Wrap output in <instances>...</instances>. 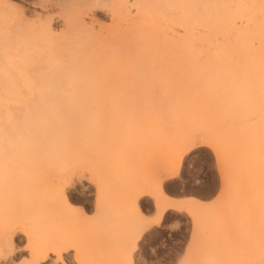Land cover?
Segmentation results:
<instances>
[{
  "label": "rangeland",
  "instance_id": "1",
  "mask_svg": "<svg viewBox=\"0 0 264 264\" xmlns=\"http://www.w3.org/2000/svg\"><path fill=\"white\" fill-rule=\"evenodd\" d=\"M94 1L0 0V28L2 31L9 27L31 36L38 32L41 40L45 38L43 42L64 45L63 40L66 42L71 33L65 19L74 15L82 3L87 4L83 14L87 26L91 24L96 30L100 25L109 26L110 0H97L98 4ZM133 9L131 6V14ZM133 62L145 68L137 67L127 75L111 78L119 81L115 88L122 90L119 95L124 101L107 99L103 105L81 108L85 118L72 127L76 138L61 141L59 146L50 139L23 138V229L19 223L0 221V242L6 234L4 247L9 253L6 260L0 254V264L32 259L40 264H119L125 237L138 231L136 219L131 218L123 200L133 187L146 185L160 199L162 195L194 198L205 205L220 196L224 188L222 203L229 211L227 219L218 223L215 213L206 207L189 212L165 210L161 226L148 227L139 236L132 252L135 264H179L194 227L198 233V256L215 254L209 241L223 244L227 239L228 258L241 264L260 260L264 246V90L258 82L257 69L222 66L252 61ZM157 64L161 66L157 68ZM168 64L179 67L168 72ZM163 83L196 86L174 101L173 107H154L147 100L151 95L165 98L159 90ZM174 109L181 110L180 115ZM198 139L208 140L219 149V162L217 153L207 144L189 147ZM193 152L204 157V167L190 175L183 159ZM54 171L68 175L67 204L51 193L49 179ZM166 173L169 177L163 179ZM2 186L0 215L8 195L7 187ZM140 205L144 216L155 215L154 199L145 196ZM224 228L229 230L227 237ZM153 232L154 236L144 239ZM45 242L54 243L56 248L47 249L42 255L36 253L35 249ZM75 244L80 245L79 254Z\"/></svg>",
  "mask_w": 264,
  "mask_h": 264
},
{
  "label": "bare ground",
  "instance_id": "2",
  "mask_svg": "<svg viewBox=\"0 0 264 264\" xmlns=\"http://www.w3.org/2000/svg\"><path fill=\"white\" fill-rule=\"evenodd\" d=\"M82 4L80 9L72 11L74 15L65 19L71 33L66 42L63 40L64 45L43 42L45 38L41 40L38 32L31 36L9 27L2 31L0 28V171L7 165L12 172L0 221L19 223L22 229L23 138L50 139L57 146L74 138L73 123L85 118L81 108L103 105L107 99L124 101L119 95L122 90L115 88L119 81L111 78L127 75L137 67L145 68L133 61L251 60V63H222V66L257 69L256 76L264 90V0H110L111 22L106 27L100 25L98 30L83 20L87 4ZM177 67L178 64H168L167 71ZM21 86L25 88L24 95L19 94ZM195 86L163 83L159 90L165 98L160 100L151 95L147 101L154 107L163 104L171 108L174 101ZM201 143L208 145L210 141L193 140L189 147ZM167 177L168 173L163 179ZM49 180L53 198L67 204V173L54 171ZM127 193L123 204L129 208L132 219L144 216L140 204L145 196L154 199L156 206L157 201H166L176 210L205 208L202 201L194 198L162 195L160 199L150 185L133 187ZM165 210L161 208V217ZM133 237H125L119 262L129 244L132 250L127 251V258L132 260L138 240ZM54 247V243L45 242L35 252L42 255ZM57 253L60 261V249Z\"/></svg>",
  "mask_w": 264,
  "mask_h": 264
},
{
  "label": "snow or ice",
  "instance_id": "3",
  "mask_svg": "<svg viewBox=\"0 0 264 264\" xmlns=\"http://www.w3.org/2000/svg\"><path fill=\"white\" fill-rule=\"evenodd\" d=\"M20 95L25 94V88L21 86L19 90ZM214 152L217 153L218 162H219V149L213 144L209 143L207 145ZM198 157V158H197ZM183 159V155L181 156ZM184 166L188 169L189 174H194L197 170L202 169L204 167V157L199 155L196 152H193L187 159H183ZM12 175L11 168L5 165L0 171V184H3L7 187L8 181L10 180ZM224 188L221 189V195L217 196L215 200H211L207 205H202V207H206L212 210L215 215L218 223H222L227 219L228 209L224 208L222 200H223ZM99 201V197H98ZM172 206L168 204L166 201H157V210L155 215L149 214L147 216H137L136 223L138 227V231L134 235L133 239H138L139 235L144 233L148 227H152L154 229H158L161 226L162 217H161V208L169 209ZM261 216H262V237H264V197H262L261 202ZM225 237H227L228 229L224 228ZM149 235H155V232L148 233V235L144 236V239L147 240ZM7 241V235L2 238V242H0V254H2L7 259L8 250L4 247V244ZM198 233L196 227L192 230V239L187 242V249L184 252L183 259L180 260L179 264H241V262L228 258L229 254V245L227 243V239L223 244L218 243L215 240L209 241V247L212 248L215 252L214 255L207 256H198ZM75 250L77 254L80 251V245L75 244ZM132 250V245L129 244L128 248L125 250L124 258L119 262V264H135L134 260H129L127 258V251ZM8 264H15V261H8ZM20 264H40L39 260L32 259L30 261H20ZM89 264H96V262H89ZM146 264H156L155 261L146 262ZM160 264H167L166 261H161ZM243 264H264V246L261 249V258L258 262L256 261H246Z\"/></svg>",
  "mask_w": 264,
  "mask_h": 264
}]
</instances>
